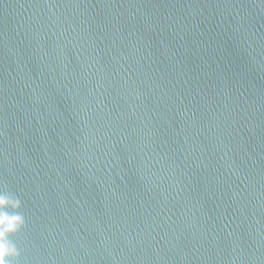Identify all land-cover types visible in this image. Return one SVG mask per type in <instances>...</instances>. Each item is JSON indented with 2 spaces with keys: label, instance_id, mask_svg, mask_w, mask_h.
I'll return each instance as SVG.
<instances>
[{
  "label": "water",
  "instance_id": "obj_1",
  "mask_svg": "<svg viewBox=\"0 0 264 264\" xmlns=\"http://www.w3.org/2000/svg\"><path fill=\"white\" fill-rule=\"evenodd\" d=\"M0 196L5 264H264V0H0Z\"/></svg>",
  "mask_w": 264,
  "mask_h": 264
},
{
  "label": "clouds",
  "instance_id": "obj_2",
  "mask_svg": "<svg viewBox=\"0 0 264 264\" xmlns=\"http://www.w3.org/2000/svg\"><path fill=\"white\" fill-rule=\"evenodd\" d=\"M9 199L0 196V205L11 203ZM14 206H19V201H15ZM22 217L20 215L9 216L0 212V264H5L4 256L6 254H16L15 247L6 238L7 234L14 232L22 224Z\"/></svg>",
  "mask_w": 264,
  "mask_h": 264
}]
</instances>
